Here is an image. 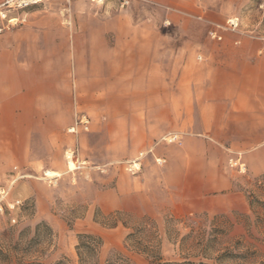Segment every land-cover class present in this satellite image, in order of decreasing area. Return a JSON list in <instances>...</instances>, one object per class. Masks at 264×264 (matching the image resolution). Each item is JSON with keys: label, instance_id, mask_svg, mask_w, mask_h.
<instances>
[{"label": "rangeland", "instance_id": "1", "mask_svg": "<svg viewBox=\"0 0 264 264\" xmlns=\"http://www.w3.org/2000/svg\"><path fill=\"white\" fill-rule=\"evenodd\" d=\"M19 16L24 24L0 32V60L17 80L0 94V186L16 179L10 194L22 201L0 215V264H79V234L100 238L99 264H264V170L249 166L264 162V153H250L264 149V105L252 119L212 127L209 171L190 189L174 183L171 153H155L160 163L145 154L130 174L126 160L141 146L134 141L126 153L125 124L155 64L165 81L183 78L178 94H162V113L172 103L179 116L204 114L214 102L206 71L237 69L238 50L254 59L264 44V0H132L123 8L117 0H48ZM230 17L238 29L211 40L208 30ZM78 115L87 130L71 134ZM171 132L181 136L161 137ZM171 144L159 139L155 150ZM73 147L84 163L68 171ZM235 150L245 152L244 173L228 165ZM43 170L60 175L49 181Z\"/></svg>", "mask_w": 264, "mask_h": 264}, {"label": "crops", "instance_id": "2", "mask_svg": "<svg viewBox=\"0 0 264 264\" xmlns=\"http://www.w3.org/2000/svg\"><path fill=\"white\" fill-rule=\"evenodd\" d=\"M238 42L240 41L234 43L237 44ZM261 45L257 49V54L254 53L253 55L254 59L247 55L244 56L242 49L238 50L242 60L237 69L232 70L225 65L217 64L206 71L208 81L204 91L214 102L203 106V110L206 112L200 114L198 119L189 117L187 109H184V113L179 116L177 108L172 103L169 104L168 112L162 113V94L164 91H169L171 94L179 93V82L183 79L182 72L175 77L171 73L170 82H167L162 77L160 65L151 66L147 71V86L143 91L136 92L142 98H138L136 103L130 102L129 116L125 118V124L130 127L128 130L129 149L126 153H134V149L138 145L141 146L137 155L126 161L136 158L139 153H150L154 160L160 158L155 153H171L166 156L168 163L170 167L175 168L180 173L179 181L175 179L174 183L180 182L181 188L184 189L193 188L194 176L202 183L204 174L208 173L210 167V161L207 157L209 146L205 137H212L211 133L215 131L212 127L239 124V120L244 117L252 119L251 116L256 115L258 105H264V85L262 86V83L264 84V44ZM8 67L10 66H8L6 59L0 60L1 95L11 92L17 81L14 74L15 70ZM173 77L175 80L177 79L176 82ZM168 84L169 89L166 87ZM192 89L197 90L198 86L193 84ZM139 102L143 104L141 105ZM248 123L257 124L258 122ZM173 130L181 132L180 143L171 144L165 150H155L161 136ZM134 141L138 145L134 146ZM233 153L244 154L245 152L235 150ZM250 153H264V149L252 150ZM250 157H254V155ZM249 166L255 171L264 170V162L249 161ZM10 196L11 198H19L12 194Z\"/></svg>", "mask_w": 264, "mask_h": 264}, {"label": "built area", "instance_id": "3", "mask_svg": "<svg viewBox=\"0 0 264 264\" xmlns=\"http://www.w3.org/2000/svg\"><path fill=\"white\" fill-rule=\"evenodd\" d=\"M44 1L48 0H1L0 2V32L4 30H9L19 24H24L26 18L24 16H19V11H24L25 9L39 5ZM69 2V0H60ZM91 2H98L100 0H90ZM119 2V7L123 8L127 6L132 0H117ZM239 26V19L237 17H230L227 19L224 26L213 25L207 35L211 40L221 41L222 35L219 30H229L236 31ZM88 119L85 115L75 116L73 124L67 129V132L71 134H77L79 129L87 130ZM160 141H163L167 144L176 143L179 144L181 141V136L179 133L171 132L160 138ZM76 148L73 147L68 149L65 153L66 163L69 158L74 163V169L68 171H73L82 166L84 161H80L77 157ZM69 153V155H68ZM145 154L139 153V155L126 162V170L130 174H135L140 171L141 160ZM157 163L163 162L164 159L157 158L155 159ZM228 165L231 169L237 173H244L246 170L245 162L241 159L240 154H236L234 158L228 160ZM43 178L48 179L43 176ZM53 179V178H52ZM52 179H48L49 181ZM16 180V179H15ZM15 180H12L9 185L0 186V215H3L6 211H13L18 209L22 201L19 198H11L10 189Z\"/></svg>", "mask_w": 264, "mask_h": 264}, {"label": "trees", "instance_id": "4", "mask_svg": "<svg viewBox=\"0 0 264 264\" xmlns=\"http://www.w3.org/2000/svg\"><path fill=\"white\" fill-rule=\"evenodd\" d=\"M127 237L128 238L132 237V233L129 234ZM100 246H101V240L99 237H95L90 234H79L78 244L76 246L79 264H99L97 255L99 253ZM153 259H156L157 260L156 262L158 263L160 257H156ZM169 264H191V263L186 262V263H169Z\"/></svg>", "mask_w": 264, "mask_h": 264}, {"label": "bare ground", "instance_id": "5", "mask_svg": "<svg viewBox=\"0 0 264 264\" xmlns=\"http://www.w3.org/2000/svg\"><path fill=\"white\" fill-rule=\"evenodd\" d=\"M103 0H100L99 2H102ZM69 155V153H68ZM67 167L69 170H72L74 169V163L72 162V160H70L69 158L67 159ZM60 174L54 172V171H51V170H47V171H44L43 172V176L48 178V179H52V178H55L57 176H59Z\"/></svg>", "mask_w": 264, "mask_h": 264}]
</instances>
